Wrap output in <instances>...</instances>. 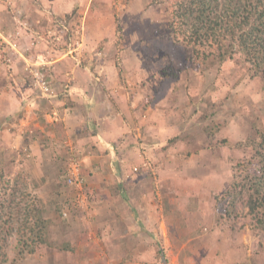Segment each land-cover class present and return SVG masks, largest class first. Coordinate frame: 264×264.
<instances>
[{
  "label": "rangeland",
  "instance_id": "1",
  "mask_svg": "<svg viewBox=\"0 0 264 264\" xmlns=\"http://www.w3.org/2000/svg\"><path fill=\"white\" fill-rule=\"evenodd\" d=\"M170 5L0 0V162L50 220L47 242L18 264H264V231L248 218L218 219L216 197L232 164L250 155L236 142L264 125L260 77L241 56L223 66L187 58L190 48L169 26ZM78 79L128 102L123 116H141L137 131L116 142L137 140L103 152V166L90 170L69 139L46 133ZM74 163L82 190L67 181ZM17 242L8 237L10 258Z\"/></svg>",
  "mask_w": 264,
  "mask_h": 264
},
{
  "label": "trees",
  "instance_id": "2",
  "mask_svg": "<svg viewBox=\"0 0 264 264\" xmlns=\"http://www.w3.org/2000/svg\"><path fill=\"white\" fill-rule=\"evenodd\" d=\"M169 1V26L190 48L187 58L203 55L223 66L241 56L249 63L251 75L260 77L264 96V0ZM214 134L208 132L210 137ZM235 145L250 155L232 164L230 183L216 195L217 217L248 218V225L259 233L264 231V125ZM44 212L43 201L31 195L20 174L7 178L0 162V264H18L47 242L50 220ZM13 235L18 242L16 256L10 258L7 240Z\"/></svg>",
  "mask_w": 264,
  "mask_h": 264
},
{
  "label": "crops",
  "instance_id": "3",
  "mask_svg": "<svg viewBox=\"0 0 264 264\" xmlns=\"http://www.w3.org/2000/svg\"><path fill=\"white\" fill-rule=\"evenodd\" d=\"M54 70L58 71L56 69ZM79 74V79L84 81L86 72L82 70V72L79 71ZM79 79V85H75L71 91L74 95L72 101L67 106H63L62 103L58 102L55 104L58 106L56 109L60 112V121L55 124L48 123L46 133L48 132V134L55 137L58 141L69 139L74 149L83 156L82 160L86 164L83 167L90 170L97 163L103 166V163L101 164L103 156L105 154L106 156L113 155L115 145L125 144L126 141H130L131 144L137 140L126 139L122 140L123 142H116L126 133L137 131V122L141 121V116H123L122 114L125 112V107H127L128 102L125 104L122 100L124 102L123 105L118 104L116 102L118 97L115 96L116 100H112L108 98L107 93L103 91L97 92L96 86L86 84L83 81H79ZM56 87L60 90L61 83L56 85ZM1 99V108L5 109L4 106L7 102L4 97H1ZM115 109L117 111H114ZM150 117L153 118L154 116ZM42 121L44 122L43 119ZM23 122L24 124H29L30 118L28 116H21V123ZM43 126L44 124L40 125L39 122H34L31 128H43ZM152 128L154 130V126ZM152 134L153 132L150 133V135ZM140 135L142 134L140 133ZM33 143L36 144V141ZM94 149H96V152L99 150L100 155L97 156L98 160L93 153ZM118 154H120L119 150Z\"/></svg>",
  "mask_w": 264,
  "mask_h": 264
},
{
  "label": "built area",
  "instance_id": "4",
  "mask_svg": "<svg viewBox=\"0 0 264 264\" xmlns=\"http://www.w3.org/2000/svg\"><path fill=\"white\" fill-rule=\"evenodd\" d=\"M43 84L46 90L49 89V86L46 84V82H43ZM67 181L69 185L76 187V189H83V177L80 175L79 168L76 163L73 164V169L68 175Z\"/></svg>",
  "mask_w": 264,
  "mask_h": 264
}]
</instances>
